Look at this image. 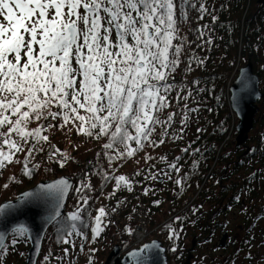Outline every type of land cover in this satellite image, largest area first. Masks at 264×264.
<instances>
[{
	"label": "trees",
	"instance_id": "16d2710c",
	"mask_svg": "<svg viewBox=\"0 0 264 264\" xmlns=\"http://www.w3.org/2000/svg\"><path fill=\"white\" fill-rule=\"evenodd\" d=\"M194 2L197 4L196 8L186 6L187 21L178 22L179 35L186 37V43L175 79L170 78L169 81L177 85L176 90L169 95L172 106L158 114L160 120L165 121L168 112L177 113L171 127L167 128L169 135L163 137V144L152 146L145 143L143 149L134 156L109 161V156L116 157L125 150L123 144L115 145L114 149H104L103 145L109 142L108 137L96 139L94 136L81 134L78 122L70 121L65 125L61 120L49 118L39 122L47 129L42 135L48 136V142L37 144V151L31 157L26 158L25 152L17 153L18 163L0 169V203L16 198L20 192L39 181L67 176L73 182L64 213L45 232L39 257H58L64 243L58 242L57 237L62 233L66 234L72 223L66 218L77 209L80 210L81 220L75 223L85 238L79 236L81 244L73 255L76 257L74 263L78 264L81 257H86L89 248L95 249L94 245L98 240L92 241L91 229L95 224L94 217L99 214L98 209H114L117 201L129 193L122 186L115 191V195H110L113 193L115 180H105L104 175L107 174L109 177L124 175L132 181L135 197L132 202L136 206L143 205L147 216L165 212L166 216L160 222L156 223L150 218V223L157 225L150 236L160 239L165 247L167 260L171 263L185 264L182 251L187 236L191 240L195 238L194 245L199 241H208L221 229L224 230L231 206H235V203L241 205L243 201L245 206L241 220L245 230L242 232V241L237 244L234 238H231L232 241L226 238L223 247L231 244V250L224 258H218L216 264H264V252L262 256L255 257L256 252L252 248L255 242L264 245V223L260 222L264 218L263 97L258 100L262 105L254 116L248 138L238 147L235 146L234 128L238 119L229 107V87L239 68L248 61L252 62L253 72L259 78L260 91V84L264 86V4L259 0ZM200 2L211 13L205 14L202 20L197 11ZM212 15L218 17L215 23ZM204 25L209 27L205 29ZM201 32H205V36L197 39ZM209 38L212 39L210 45L206 43ZM193 56L203 59L204 64L197 67L195 61H192L193 70L185 72L184 69ZM193 81L199 83L194 84ZM177 93L179 96H188L187 100L179 99ZM174 97L176 98L173 99ZM53 111L56 109L53 108ZM185 112H189V118L193 114L198 124L191 131L183 132L180 131V120ZM49 123L53 127L48 128ZM37 126L36 122L31 125L32 128ZM197 128L202 131L197 132ZM163 131L161 125H156L151 140L159 143ZM173 133L182 136V139H174ZM132 146L135 147L134 142ZM41 148L43 151L39 150ZM185 148H188L187 152L181 151ZM54 149H59L68 157L63 167L57 163L62 159L60 155L50 158L49 154ZM161 157L166 159L162 160ZM176 157H181L179 173L169 168V163L174 162ZM26 161L32 169L30 176L24 174L23 164ZM194 161L198 162L195 166ZM162 170L171 175V179L167 177L162 189L154 193L148 190L145 195L144 190L152 181V176ZM181 178H184L182 185L177 186L174 181ZM5 184L8 185L7 188L4 187ZM82 184H90L91 187L82 188L77 193L75 189ZM82 195L90 197L87 204L80 199ZM177 217L180 219L177 220ZM118 230V238L125 239L126 226L123 225ZM174 233H178V239ZM170 236L173 238L170 239ZM13 239L17 240L14 246L11 243ZM5 244L12 254L6 264H21V254L26 251L27 245L29 247L25 233L21 236L11 232ZM219 246L222 247L220 244ZM173 247L176 251H172ZM0 262L3 264L2 258Z\"/></svg>",
	"mask_w": 264,
	"mask_h": 264
},
{
	"label": "snow or ice",
	"instance_id": "6c2138e0",
	"mask_svg": "<svg viewBox=\"0 0 264 264\" xmlns=\"http://www.w3.org/2000/svg\"><path fill=\"white\" fill-rule=\"evenodd\" d=\"M186 6L196 8L197 4L194 0H0V169L18 163L17 153L25 152L26 158L31 157L37 151V144L48 142V136L42 135L47 129L39 122L49 118L61 120L65 125L70 121L78 122L81 134L96 139L108 137L104 149L123 144L125 150L116 157L109 156V161L132 157L145 143L163 144V137L169 135L167 128L171 127L177 113L168 112L165 121L160 120L158 114L172 106L169 95L177 88L169 81L175 79L182 63L186 37L179 35L178 22L188 19ZM197 11L201 20L205 14L211 15L203 2L199 3ZM217 19L212 15L213 23ZM205 34L201 32L197 39ZM206 43L212 44V39H207ZM192 61L197 67L204 64L203 59L193 56L185 72L193 70ZM242 82L247 89L249 78L246 75L242 76ZM177 96L183 100L188 98L179 93ZM236 103L238 106V101ZM188 119L187 112L183 113L181 125L186 127ZM34 122L38 126L32 128ZM156 125L164 128L159 143L151 140ZM51 127L49 123L48 128ZM200 131L197 128V132ZM173 138L182 139V136L173 133ZM181 151L187 152L188 148ZM49 155L50 158L60 155L62 159L57 163L61 167L68 159L59 149ZM180 159L176 157L169 163V168L176 173L181 170ZM193 163L195 166L198 162ZM23 168L25 175L32 174L27 161ZM165 174L171 179V175ZM157 178L152 176V179ZM104 179L115 180L110 195H115L122 186L129 192L133 190L132 181L124 175L109 177L105 174ZM183 179L174 182L181 186ZM70 187L66 179L41 186V192L52 200L50 220L60 216L61 201ZM90 187V184H82L75 191L80 193L82 188ZM144 194H148V189ZM33 195L40 193H25L22 199ZM80 199L87 204L90 197L82 195ZM8 207L11 205L0 206V214ZM98 213L91 229L93 242L104 230L102 218L107 215L104 207H100ZM66 219L72 223L57 241L72 244L73 234L85 238L75 223L81 220L80 210L69 213ZM26 231L23 225L14 229L21 236ZM174 236L178 239V233ZM11 243L14 246L17 240ZM150 247L155 245H145L130 255L140 257ZM7 252L5 236L0 233V258ZM64 254H68L67 248Z\"/></svg>",
	"mask_w": 264,
	"mask_h": 264
},
{
	"label": "rangeland",
	"instance_id": "374dc122",
	"mask_svg": "<svg viewBox=\"0 0 264 264\" xmlns=\"http://www.w3.org/2000/svg\"><path fill=\"white\" fill-rule=\"evenodd\" d=\"M260 86H261L260 87L261 91L264 94V86L261 84ZM260 99H262V97ZM263 102H264V95H263ZM256 103L258 107L262 105L261 101H257ZM187 115H189V112ZM197 124L198 122L192 114V117H190L189 121L187 122V126L185 127L182 125L181 128H183V132L184 130L191 131ZM252 132H255V130H252ZM236 135H237V131H236ZM236 135H235V145H236ZM165 173L167 172L165 170H162L161 172H159V174L154 175L158 178L152 179V181H150L149 185L147 186V189L149 190L150 193H154L162 189L165 186L164 183L165 181L167 182V177H168V175H166ZM133 194H134V191L133 192L131 191V193L129 192L127 196H125L127 197L128 201L125 202V204L124 203L120 204L117 210L115 208H114L115 211H113V209L106 210L107 215L102 218L104 220V225H103L104 230L101 232L100 236L95 240V241L100 240L99 242H101V244L99 245L97 241V243L94 245L96 252L90 251L93 248H89L90 252L88 251V253L85 254L86 257H81V260L78 264H81V263L83 264L84 262L85 264H104L113 246H120L119 258H121L124 252H126V250L127 251L131 250L132 247H134L132 237L135 234L137 226L142 227L140 230L141 233L148 235L146 240L150 241L152 239H158V238H151L150 236L151 231L157 226L154 224L152 225L150 223V218H153L154 222L156 223L160 222L166 216L165 212L153 213L150 215V217L149 215L147 216V212H144L141 204L136 206L134 202H132V200L135 198ZM244 206L245 204L243 201H241V205H238V203H235V206H231V210L227 214V221H226L227 224H225L226 226L224 230L221 229L220 232L216 233L214 237H212L208 241H203V242L199 241L197 245H194L195 238L191 240V237L187 236L185 240L184 248L182 251L184 262L187 260L190 262V264L191 263L193 264H216L218 261V258H221V259L224 258L228 254V252L231 250V244H227L224 247L223 246L220 247L219 242H221L224 235H226L225 238H227V240L232 241L231 238H234L237 244L240 242L241 237L243 235L242 232L245 230V226H243V223L241 220L242 210ZM260 222L264 223V218H262ZM123 225L126 226L127 234L125 236L126 237L125 239H120L118 238V235H119L118 229L119 227H122ZM70 239L73 243L64 244L62 250L60 251L58 255V257H60L61 259H57L58 257H48V259H45V256L41 255L40 257H38L36 264H73L76 259V257H73V255L77 251L79 245L81 244V240L79 236L75 234H73V236L70 237ZM19 247L21 246H18V248ZM27 248H28V245L26 247V251L23 254H21V257H20L21 264L25 260ZM65 248L68 249L67 255L64 254ZM252 248L254 252H256L255 257L262 256L264 252V245H260L258 242H255L254 244H252ZM240 253H243V252L241 251ZM11 255L12 254L9 253L8 251L7 255L2 257L3 264H6V262L9 261V256ZM167 261H168V264H174V263H171L170 260H167ZM110 264H113V259L111 260Z\"/></svg>",
	"mask_w": 264,
	"mask_h": 264
},
{
	"label": "water",
	"instance_id": "95a60500",
	"mask_svg": "<svg viewBox=\"0 0 264 264\" xmlns=\"http://www.w3.org/2000/svg\"><path fill=\"white\" fill-rule=\"evenodd\" d=\"M264 4V0H259ZM246 75L249 78V86L244 88L242 76ZM229 107L232 113L238 119L235 126L237 131L236 147L245 142L248 137V132L253 127L254 116L258 112L256 102L263 97V93L259 89V78L253 72V65L248 61L245 65L239 68L238 74L232 85L229 87ZM236 101H238V106ZM66 179L72 187V180L67 176H59L50 180H43L36 183L31 188L20 192L16 198L6 200L0 203V206L11 205L5 209L4 213L0 214V233H3L6 240L11 232L17 227L23 225L27 228L25 235L29 241V247L26 252L25 260L22 264H36L41 252L44 235L48 227L57 220L65 211L67 197L71 190L68 189L63 201L60 216L54 220H50L51 212V197L44 195L41 192L42 185H48L58 180ZM25 193H40L39 196L33 195L27 199H22ZM226 235L220 242L224 245ZM155 245L141 253L140 257L134 258L130 253L137 252L144 248L145 245ZM120 246H113L111 252L107 256L104 264H110L113 259V264H137V261H142V264H168L165 254V247L159 239H152L142 244L139 248L126 251L119 258ZM185 264H190L186 260Z\"/></svg>",
	"mask_w": 264,
	"mask_h": 264
},
{
	"label": "built area",
	"instance_id": "2783aa9c",
	"mask_svg": "<svg viewBox=\"0 0 264 264\" xmlns=\"http://www.w3.org/2000/svg\"><path fill=\"white\" fill-rule=\"evenodd\" d=\"M125 202H126V200L125 199H122V200H119V202H118V205L116 206V210L118 209V207H119V205L120 204H125ZM141 228L142 227H139V226H137V229H136V231H135V234H134V236L132 237L133 239V245H134V247H132V249L133 248H138L142 243H144L145 241H147L146 239H147V236L148 235H146V234H144V233H141L140 232V230H141ZM139 234V235H138Z\"/></svg>",
	"mask_w": 264,
	"mask_h": 264
}]
</instances>
